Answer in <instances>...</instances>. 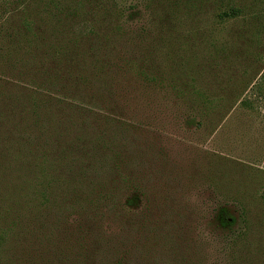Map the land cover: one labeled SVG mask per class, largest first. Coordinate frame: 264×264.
Masks as SVG:
<instances>
[{
	"label": "rangeland",
	"instance_id": "374dc122",
	"mask_svg": "<svg viewBox=\"0 0 264 264\" xmlns=\"http://www.w3.org/2000/svg\"><path fill=\"white\" fill-rule=\"evenodd\" d=\"M0 264H264V0H0Z\"/></svg>",
	"mask_w": 264,
	"mask_h": 264
},
{
	"label": "trees",
	"instance_id": "16d2710c",
	"mask_svg": "<svg viewBox=\"0 0 264 264\" xmlns=\"http://www.w3.org/2000/svg\"><path fill=\"white\" fill-rule=\"evenodd\" d=\"M19 23L22 27V30L20 33H17V36H19V35L21 36V40L24 43L23 49H25V46L27 48H29L31 45H36L37 41L43 43L44 39L47 38L44 36V34H42V32H40V31L35 32L32 30L33 24L35 23V21H33L30 17H28L26 15L20 16ZM112 50H114V51H111L108 49H103L102 50V56L104 57V56H106V54L112 53V54H114L113 57L121 62L119 64L115 63L116 64L115 66H120V65L125 66L126 65L127 67L131 68L132 59L129 58L130 56H127L123 53H120L119 50H116L114 48H112ZM96 51H97V49H96ZM134 57H136V56H134ZM97 59H99V58H97ZM141 61H143V60H141ZM102 65H106V64L102 63ZM140 72H144V71L140 70ZM143 74H145V73H143ZM220 212H221L220 213V219L224 224L231 225L234 222L233 215L231 213H228L225 208H222L220 210Z\"/></svg>",
	"mask_w": 264,
	"mask_h": 264
}]
</instances>
